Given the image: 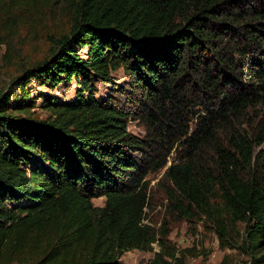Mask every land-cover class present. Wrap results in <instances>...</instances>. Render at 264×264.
Masks as SVG:
<instances>
[{"label":"trees","instance_id":"obj_1","mask_svg":"<svg viewBox=\"0 0 264 264\" xmlns=\"http://www.w3.org/2000/svg\"><path fill=\"white\" fill-rule=\"evenodd\" d=\"M71 1L57 49L0 95V264H122L132 250L186 264L169 222H146L147 175L163 169L171 213L225 246L244 224L233 245L264 264V0ZM32 79L77 88L44 95L42 118Z\"/></svg>","mask_w":264,"mask_h":264},{"label":"rangeland","instance_id":"obj_2","mask_svg":"<svg viewBox=\"0 0 264 264\" xmlns=\"http://www.w3.org/2000/svg\"><path fill=\"white\" fill-rule=\"evenodd\" d=\"M74 5L71 0H0V95L10 96L18 92L23 80L16 81L23 72L36 63L45 60L57 49V40L61 33H67L71 26ZM117 82L124 80L122 70L114 72ZM75 82L60 84L52 88L48 84L32 79L28 89L38 98L35 114L45 118L49 112L41 108L44 95H51L59 100H71L75 95ZM98 93L107 96L108 85L97 83ZM194 99H198L197 96ZM207 107H214L204 102L199 112L206 113ZM183 123L190 128L194 125L193 115L189 113ZM129 129L138 136L145 137L148 129L144 121L131 120ZM168 165L178 154L180 143H175ZM160 172H149L151 180V198L147 208L146 222L160 226L165 220L172 229L170 238L180 248H192L193 255H187L186 264H253L249 254L241 249L244 224H239L240 236L237 246L221 243L211 226L205 227L200 221L182 220L168 209V200L164 190L157 185L162 177ZM96 205H104L105 198L93 200ZM152 252L132 250L122 256V264H148ZM18 264V263H15Z\"/></svg>","mask_w":264,"mask_h":264}]
</instances>
